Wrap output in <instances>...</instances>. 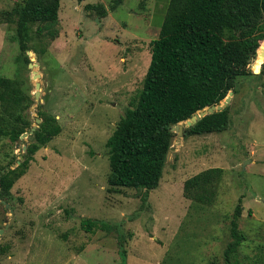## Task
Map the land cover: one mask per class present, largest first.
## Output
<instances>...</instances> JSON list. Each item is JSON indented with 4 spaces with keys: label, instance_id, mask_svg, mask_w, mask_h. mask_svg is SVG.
<instances>
[{
    "label": "rangeland",
    "instance_id": "1",
    "mask_svg": "<svg viewBox=\"0 0 264 264\" xmlns=\"http://www.w3.org/2000/svg\"><path fill=\"white\" fill-rule=\"evenodd\" d=\"M18 1L0 0V11ZM112 1L61 0L59 37L47 44L33 34L27 62L14 25L0 24V76L26 82L32 126L45 111L62 130L13 185L5 199L13 212L0 203V264H225L239 200L246 242L238 264H264V75L239 79L225 131L173 132L162 179L146 200L144 191L108 185L105 144L142 89L168 3L123 0L111 11ZM87 4L103 5L106 17ZM253 64L249 71L257 75L262 65L255 73ZM30 136L13 145L0 140V166L14 156L15 168ZM211 168L223 170L215 201L198 206L184 196V182ZM86 219L105 228L87 232Z\"/></svg>",
    "mask_w": 264,
    "mask_h": 264
},
{
    "label": "trees",
    "instance_id": "2",
    "mask_svg": "<svg viewBox=\"0 0 264 264\" xmlns=\"http://www.w3.org/2000/svg\"><path fill=\"white\" fill-rule=\"evenodd\" d=\"M82 1V0H79ZM123 0H113L116 10ZM61 0H20L10 10L0 11V24L14 25L20 55L27 62L29 44L36 36L49 44L59 37ZM85 9L105 18L101 4ZM151 59L135 103L126 109L106 141L108 185L147 193L155 190L163 176L174 133L171 128L189 120L205 108L220 105L236 93L239 79L264 75V0H168ZM35 27V29H34ZM44 53V52H43ZM254 60L253 69L249 71ZM258 68L255 69V65ZM34 104L26 82L0 76V140L10 144L30 133L33 121L28 110ZM40 123L31 134L23 160L15 168V157L0 166V199L10 196L17 180L28 170L33 156L61 133L56 117L38 112ZM228 106L185 128V137L220 133L229 127ZM223 176L220 168L204 170L187 179L183 194L198 206L212 205ZM241 200L230 222L231 241L223 252L225 264H238L246 236L239 230ZM81 227L92 232L103 223L83 220ZM122 261L125 251L120 245Z\"/></svg>",
    "mask_w": 264,
    "mask_h": 264
},
{
    "label": "water",
    "instance_id": "3",
    "mask_svg": "<svg viewBox=\"0 0 264 264\" xmlns=\"http://www.w3.org/2000/svg\"><path fill=\"white\" fill-rule=\"evenodd\" d=\"M28 54H30V53H28ZM36 66H37L36 64H35V65L30 64V65H29V68H33V67H36ZM258 74H259V73H258ZM33 78H34V79L39 78V75H38V74H35V72H34V77H33ZM40 89H41V88H40V84H36V87H35L36 92H35V94H34V98H35V100H38V97H39V94H40ZM232 94H233V93L230 92V93L227 95V97L225 98V100L222 102V104H220V105H218V106H211V107H209V108H205L203 111H200V112L196 113L195 115H193L189 120H186V121H184V122H181V123H178V124L174 125V126L171 128V132L177 133L179 136H182V135H183V130L185 129V127H184L183 124H185L186 128H189V127L194 126L197 122H199V121H200L202 118H204L205 116L210 115V114H213V113H216V112H220V111H222L224 108H226V107L229 105ZM39 123H40V120L37 119V120L35 121V124L37 125V124H39ZM36 125H35V126H32V128L30 129V135H31V134L33 133V131L36 129ZM27 136H28V134L25 133V134H23L20 138H25V137H27ZM23 151H25V145H24V147H23ZM168 158H169V153L167 154V158H166V159L168 160ZM22 160H23V158L20 157V161L17 162V166L20 164V162H21ZM0 203H1L2 205H4V207H5L6 209H8L10 213L13 212V210H12V208H11V205L8 204L5 200H1V199H0ZM1 232H2V230L0 231V233H1Z\"/></svg>",
    "mask_w": 264,
    "mask_h": 264
},
{
    "label": "crops",
    "instance_id": "4",
    "mask_svg": "<svg viewBox=\"0 0 264 264\" xmlns=\"http://www.w3.org/2000/svg\"><path fill=\"white\" fill-rule=\"evenodd\" d=\"M242 217H244V214L242 215Z\"/></svg>",
    "mask_w": 264,
    "mask_h": 264
}]
</instances>
